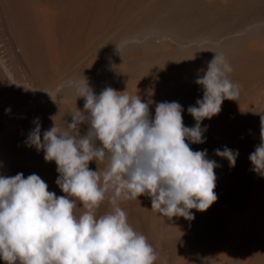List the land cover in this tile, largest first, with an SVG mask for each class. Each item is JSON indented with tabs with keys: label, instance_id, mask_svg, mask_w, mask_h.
<instances>
[{
	"label": "clouds",
	"instance_id": "clouds-1",
	"mask_svg": "<svg viewBox=\"0 0 264 264\" xmlns=\"http://www.w3.org/2000/svg\"><path fill=\"white\" fill-rule=\"evenodd\" d=\"M224 55L209 62L197 78L203 98L187 111L194 127L183 123L182 106L160 102L150 118L149 104L106 87L96 95L85 80L77 86L84 111L76 110L67 129L55 124L42 134L39 120L28 143L55 162L57 196L37 174L0 175V260L4 264H154L157 255L145 235L128 222L122 201L147 195L151 210L163 217L194 219L195 209L207 211L218 199L217 163L207 151L189 146L204 143L201 122L221 111L224 100H235L239 85ZM10 111V110H9ZM53 119V118H52ZM87 125L85 134L80 126ZM261 142L250 154L253 170L264 175V117ZM215 155L235 167L238 151L225 147ZM105 162L93 171L89 163ZM108 200L109 211L97 215ZM84 209L79 215L76 209Z\"/></svg>",
	"mask_w": 264,
	"mask_h": 264
},
{
	"label": "rangeland",
	"instance_id": "rangeland-1",
	"mask_svg": "<svg viewBox=\"0 0 264 264\" xmlns=\"http://www.w3.org/2000/svg\"><path fill=\"white\" fill-rule=\"evenodd\" d=\"M128 1L129 0L118 1L120 3L119 9L121 10H118V12L115 14H118L120 19L118 15H114V13L112 14L113 17H117H112V19L115 20V23L114 20L113 22L111 21L112 24L111 22L108 23L106 25L107 28L98 33V35L100 34L98 37L99 39H95L93 44L89 46L90 50L87 53V59L90 60L91 57L95 56L99 59L100 63L103 64L109 62L110 57H108V54L112 56L114 52H119L118 54L120 56V60L126 63L128 75L135 78L139 77L140 79H146L151 88L155 91H159V88L162 91L163 88L161 86H164L163 83L157 78L155 74L156 70L163 65L183 61L184 59L190 57V53L184 48H181L180 45H177V43H175V45L173 41L167 42L164 40H159V38L155 37L154 35L146 37V34H148V32H157L158 35H166L173 40L177 39L182 43H186L188 39L191 40V37L194 34L195 36L192 37V39L198 36H202V34L206 37L210 35L209 37L212 36L213 39L216 38V40L219 41L221 39L220 42L216 40L209 42L214 47L215 44L217 45L223 43L225 40H228L224 49H209L208 47H202V49L199 48V45L196 44L192 45V47L193 50H198L199 52L201 51L200 53L208 56L211 59H214L215 54H222L225 56L226 60L231 66H235L234 68H236L237 66H241V62L243 61L242 56L241 54H239L238 50L244 47L242 44H246L245 46H247L253 38L259 40H262L264 38V0H224L223 2L216 0L215 4L211 6H208V4L204 1H198L196 2L197 6L195 4H193V6L188 5L190 8L188 7L187 10L176 15L170 12H172L171 9L174 8L173 5L180 0H161L160 2L159 0H133L132 4V0H130V2ZM126 2H128L130 5H127L128 3ZM199 2H201V5L199 4ZM31 4L32 3H29V1L27 2V0H24V2L23 0H0V55L2 56V59L6 66L11 70L14 78L22 84H13L12 82H9L11 84L10 87V85H8L9 83H7L8 81H6L5 78L0 75V81L3 83L1 84L0 82V86L2 88L3 94L5 95L4 108L0 115V136L1 134L2 137L6 135V146L8 149H13V146H15L16 144H20V142L22 143V147L24 149L28 148L27 150H29V148L31 147L28 143V138L30 135L29 128L35 127L33 121L31 120V114L39 113V115L41 116L39 123L41 127L42 139V134L44 131L49 130L51 127H53L54 124L55 126L57 125V120L59 119V116H61V114L65 116L69 113L72 116L73 114H75L77 109L82 112L84 111V105H80L77 107L73 103L63 102L55 99V97L46 98L40 101V103H37L38 100L42 98L41 96L44 95L45 91L51 92L52 94H57L59 93L57 91L61 92L68 88L75 87H72V85L69 86L70 84L68 85L66 83H63V80L57 77L52 78L47 75V78H39V76L36 75L31 76L27 73H23L21 66L32 68L36 67L35 69H37L38 71H47L50 69L49 60L45 54L46 52L44 51V49H42L44 47V39L41 28L42 17L36 12L35 6ZM151 5L152 7H150ZM193 7L195 8L193 9ZM203 7H205V9ZM147 8L148 12L146 11ZM134 10H136V13L133 12ZM142 10L146 12H141ZM120 13L122 14L120 15ZM141 15H144L142 16L143 18L138 17ZM134 19H136V21ZM111 29H113V31H111ZM137 31L140 32V34H138ZM124 33L126 34L124 35ZM133 33H135L136 35ZM143 33L145 36L143 35ZM254 33L256 35H254ZM110 34L111 36L108 37ZM114 34L116 39H112L114 37ZM116 34L117 36H119L117 37ZM35 35L36 38H34ZM80 35L81 34L79 33L78 38ZM126 35L130 37H126ZM118 38L119 41H117ZM132 38L135 39L131 40ZM33 39H35V41L38 43L36 44L37 47L41 48V50H39L40 48H36V51L37 49L38 51L34 54V57H32L33 54H31V50H34ZM136 40H141L142 42L139 41L141 44L138 42L135 43ZM21 41L23 42V44H21ZM109 42H111V44H109ZM69 46L72 47V43H70ZM73 47L77 48L78 46L74 44ZM144 47H146V49ZM164 49H166L167 51H163ZM169 49L170 51H172L168 52ZM245 50V64H247L245 65L246 69L247 66H252L250 64H253V62H249V56H246L249 55V53L251 55V52H248L247 47H245ZM100 58L103 59L101 60ZM32 59L35 60V64L33 63ZM260 59L264 60V55L261 56ZM43 62L45 63L44 65ZM128 63L132 65H128ZM30 64L33 65L31 66ZM68 65H70L69 62L66 66ZM71 72L72 69L68 68V70H66L63 75H66V77L68 75L72 76ZM95 73L96 70L93 72V74ZM252 82L254 81H251L250 83H247L245 85V99L247 98L248 100L249 98L247 96L249 95L246 96V93L249 94L250 91L248 90H252L254 88ZM32 85L38 87L40 86L39 91L36 89H31ZM179 101L187 108L190 106L187 100ZM32 104L33 107H31ZM9 108H13L14 110L17 109L18 111L13 120L12 126L7 129V125L4 119ZM250 115V111H247V115L245 116L247 134L249 132L251 133L252 130ZM191 125L192 124H186L185 126L191 128ZM56 127L58 128V126ZM201 128L203 130V139L205 142L193 144L190 141H186V143H189V146L193 151L206 150L207 159L216 161L217 167L214 170L217 177L215 188L216 192L221 180L225 175L226 170L230 165L228 164V167H226L228 161L223 160L225 162L224 163L223 161H221V157L215 155L216 149L221 150L223 149V147H225L224 143H219V139L217 137L215 139L213 135L207 133L205 131L206 129L202 125ZM59 130L63 132L68 129L66 127V129L64 130V128L59 127ZM81 131H83V134H85V132L87 131L86 124H82ZM248 135L245 136V141L247 140L246 138ZM36 154L40 176L43 177L44 168L46 165V161L43 158L44 152L36 150ZM104 166L105 162H100L98 165L95 161L89 163V168L93 171H96L97 168H100L102 170ZM250 188L251 187L249 186L247 193L249 192ZM247 193H245V197ZM120 206L127 213L128 222L131 224L134 230L145 235L148 242L153 247L157 255V260L154 262V264H215L214 262L216 255H218L217 253L225 254L227 252L225 249L227 239L226 236H223V234L224 230L226 229V224L232 217V210L229 211L227 209L221 208L218 212H215L216 219L214 220L211 218L214 208V206L212 205L205 212H199L193 209L191 214L193 215L194 219L192 220H187L183 217H172L171 219H169L167 217L161 216L155 210H151V199L147 195L140 196L136 200L122 201ZM110 208L111 205L106 199L97 210V215L106 213L110 210ZM83 210L84 209L82 208V205H79L78 203V207L75 210L76 214L79 215Z\"/></svg>",
	"mask_w": 264,
	"mask_h": 264
},
{
	"label": "bare ground",
	"instance_id": "bare-ground-1",
	"mask_svg": "<svg viewBox=\"0 0 264 264\" xmlns=\"http://www.w3.org/2000/svg\"><path fill=\"white\" fill-rule=\"evenodd\" d=\"M28 1L29 3L31 2L35 6L36 12L42 17L41 28L44 39V47L42 49H44V51L46 52L45 54L49 60L50 69L48 68L49 70L47 71H38L37 69H35L36 67L32 68L21 66L23 73H27L31 76L36 75L39 76V78H47V75L52 78L57 77L63 80V83H66L68 85L70 84L69 86L72 85V87H75L68 88L61 92L57 91L59 92L57 94H52L51 92L45 91L44 95L41 96L42 98L38 100L37 103H40V101L46 98L55 97V99L57 100L73 103L77 107L80 105L83 106L85 100L84 98H79L77 86L83 85L84 81L86 80L88 86L94 91L96 95H99L100 92L106 87H111L118 92L126 91V93L130 96L138 95L140 96L142 102L148 103L149 101H151V103L149 104V114L150 118L153 119L155 117L156 104L160 102L176 101L183 108L182 117L184 125L192 124V127L195 126L196 121L188 113V108L179 100H187L190 106H195L196 101L201 100L203 98L204 90L200 85L196 83V80L198 77L204 75V73L207 71L209 62L213 59L209 58L206 55H203L202 53H200L201 51L199 52L197 50V52L193 50L192 45H199V48L208 47L209 49H224L228 40H225L223 43L217 45L215 44L214 47L209 42L216 40V38L213 39L212 36L209 37L210 35L206 37L202 34V36H198L193 39L192 37H194L195 34L192 37L190 35L191 40L188 39L186 43H182L181 41H178L177 39L173 40L172 38L166 35H158L157 32H148V34H146V37L154 35L155 37L159 38V40H164L167 42L173 41L174 44L177 43V45H180L181 48H184L190 53L189 58L176 63L163 65L162 67L156 70L155 74L164 86H161L163 88L162 91L160 88L159 91H155L151 88L146 79H140L139 77L135 78L128 75L126 63L120 60V56L118 54L119 52H114L112 56L108 54L110 60L109 62L103 64H101L99 59L95 56L91 57L90 60L87 59V53L90 50L89 46H91L94 40L99 37L100 34L98 35V33L107 28L106 25L108 23H110L111 21L113 22L114 19H112V14L114 13V15H118L115 13H117L118 10H121L119 9V0H27V2ZM160 1L161 0H159V2ZM198 1H204L208 4V6H211L215 4L216 0H180L179 2L177 1L173 5L174 8L171 9L172 12L170 13L174 15L179 14L187 10L189 7L188 5H196V2ZM219 1L223 2L224 0ZM128 2H130V0ZM132 2L133 0L131 1V4ZM200 3L201 2H199V4ZM127 5L130 4L128 3ZM150 7H152V5ZM195 7H193V9ZM203 8L205 9V7ZM144 10H142L141 12H143ZM135 11L136 10H134L133 12ZM146 11L148 12V8ZM122 13H120V15ZM142 16L144 15L138 17L143 18ZM113 18L117 17L114 16ZM134 20L136 21V19ZM113 29H111V31H113ZM79 33L81 35L78 38ZM255 33L254 35H256ZM125 34L126 33H124V35ZM138 34H140V32H138ZM110 36L111 34L108 37ZM126 37L130 36L126 35ZM34 38H36V35ZM112 39H116L115 34ZM133 39L135 38H132L131 40ZM263 39L259 40L253 38L247 46H245L246 44H242L244 47L241 45L243 48L238 49L243 61L241 62V66H237L236 68H234L235 66H231L233 71L228 74V79H230L234 84L239 85L238 96L235 98V100H224L221 105V111L219 114L213 116L211 119H204L201 122V125L206 129L205 131L213 135L215 139L217 137L219 139V143H224L225 147L233 150L234 152L238 151L239 153L236 159L235 167H228L229 162L226 164V167H228V169L226 170L225 175L219 184L218 190L216 191L218 199L213 204L214 208L212 207L213 211L211 218L214 220L216 219L215 212H218L221 208L227 209L229 211L232 210V217L226 224V229L224 230L223 234V236H226L227 239V243L225 245V249L227 252L225 254L217 253L218 255H216L215 258V264H264V175L256 173L253 170V165L249 160L250 154L261 142V118L264 117V60L260 59V57L264 55ZM137 40L135 41V43L142 42L141 40H139L140 42ZM33 41L34 50H31V54H33L32 57H34V54L38 51V49L36 51V48H40L37 47L36 44L38 43L35 41V39H33ZM117 41H119V38ZM70 43H72V47L69 46ZM21 44H23V42ZM74 44H76L78 47L74 48ZM109 44H111V42H109ZM245 47H247L248 52H251V55L250 53L249 55H246L249 56V58L247 57L248 61L253 62V64H250L252 66H247L246 69L245 65L247 64H245ZM144 48L146 49V47ZM170 49L168 52L172 51H170ZM39 50H41V48ZM163 51L167 50L164 49ZM34 61L35 60H33V63L35 64L36 62ZM44 62L43 65L45 64ZM68 62L70 65L66 66ZM129 64L130 63H128V65ZM30 65L32 66L33 64ZM68 68L72 69V76L68 75L66 77V75L63 74L66 72V70H68ZM95 70L96 73L93 74ZM0 75L3 76L6 81H8L7 83L12 82L13 84H21L14 78L11 70L4 63L1 55ZM251 81H254L252 82L254 88H251L252 90H248L250 91L249 94L246 93V96L249 95L247 96L249 98L248 100L247 98L245 99V85L247 83H250ZM1 84L3 83L1 82ZM8 85H10L11 87L10 83ZM31 89H36L39 91L40 86L38 87L32 85ZM33 104L31 107H33ZM9 110L7 112V115H5L6 117L4 119L7 125V129L12 126L13 120L18 111L17 109L14 110L13 108H9ZM247 111H250V123L252 122V130L251 133L249 132L250 134L248 133L249 135L247 134V127L245 123V116L247 115ZM31 115V120L33 121V123L37 119L40 122L41 116L39 115V113ZM62 116L63 114L59 116V119L57 120L58 123L56 126H58V129L59 127H61L65 130L67 127L66 123H71L72 117L69 113L63 117ZM34 126L36 127L35 123ZM81 126L80 134L83 135V131H81ZM35 127L29 128L30 133L34 130ZM246 135L248 136L246 138L247 140L245 141ZM5 136L6 135L2 137V134L0 136V175L15 176L18 173H23L24 177L26 178L30 174L35 173L40 176L36 148L34 146H31L29 150H27L28 148L24 149L22 147V143L20 142V144H16L15 146H13V149H8L6 146L7 138ZM225 147H223V149ZM223 160L225 161L226 159L221 158V161ZM58 175L59 174L57 172V166L53 161L46 162L44 168V175L43 177H40H42V179L47 183L49 191L55 192L57 196H61L64 195V193L56 184ZM249 186L251 188L247 193ZM245 193H247L246 197ZM0 264H4L3 260H0Z\"/></svg>",
	"mask_w": 264,
	"mask_h": 264
},
{
	"label": "built area",
	"instance_id": "built-area-1",
	"mask_svg": "<svg viewBox=\"0 0 264 264\" xmlns=\"http://www.w3.org/2000/svg\"><path fill=\"white\" fill-rule=\"evenodd\" d=\"M4 102H5V95L3 94L2 88L0 86V115L4 108Z\"/></svg>",
	"mask_w": 264,
	"mask_h": 264
}]
</instances>
